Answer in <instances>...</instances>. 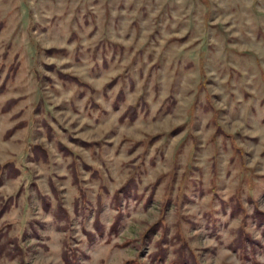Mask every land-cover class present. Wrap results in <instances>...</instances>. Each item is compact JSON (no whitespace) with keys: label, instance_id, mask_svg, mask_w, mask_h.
<instances>
[{"label":"rangeland","instance_id":"rangeland-1","mask_svg":"<svg viewBox=\"0 0 264 264\" xmlns=\"http://www.w3.org/2000/svg\"><path fill=\"white\" fill-rule=\"evenodd\" d=\"M9 199L0 264H264V0H0Z\"/></svg>","mask_w":264,"mask_h":264},{"label":"trees","instance_id":"trees-1","mask_svg":"<svg viewBox=\"0 0 264 264\" xmlns=\"http://www.w3.org/2000/svg\"><path fill=\"white\" fill-rule=\"evenodd\" d=\"M17 173V172H16ZM11 201H12V199H9V200H5V202L4 203H1L0 204V217H1V215L7 210V208H8V206L10 205V203H11ZM42 207H43V209H47L48 208V202L46 201V199H43L42 201ZM56 208H57V212L59 213V214H61L62 216H66V212H65V210H64V208L60 205V203H57L56 204ZM56 215V214H55ZM60 215V216H61ZM59 215H56V217H58ZM3 250V248L2 247H0V252ZM15 252H12V253H8V256H18V260H19V263H21L22 262V259H21V253H20V251H19V254H20V256L18 255V254H15V253H18V248H15V250H14ZM62 260H63V262H64V264H72V262H71V259L70 258H68V256L66 255V250H64L63 252H62Z\"/></svg>","mask_w":264,"mask_h":264}]
</instances>
